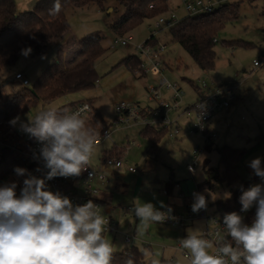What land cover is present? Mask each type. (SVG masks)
I'll use <instances>...</instances> for the list:
<instances>
[{
  "label": "rangeland",
  "instance_id": "obj_1",
  "mask_svg": "<svg viewBox=\"0 0 264 264\" xmlns=\"http://www.w3.org/2000/svg\"><path fill=\"white\" fill-rule=\"evenodd\" d=\"M224 4L238 5V13L228 18L216 34L217 59L214 68L210 70L201 69L194 62L183 46L172 38L169 27L157 28L156 18L145 20L123 36L117 35L112 31L109 22L117 15H121L124 7L116 0H108L107 12L99 10L95 3L67 10L70 32H73L75 37L81 38L90 32L100 31L102 45L106 49L95 63L100 78L94 88L97 95H94V89H91L90 96L93 98L91 100L93 106L100 111L108 124L111 137L98 144L90 162L93 167L100 168L102 150L110 149L116 144L118 147L126 148L123 157L128 164L138 167V171L132 175L127 174L128 171L124 166L101 169L105 173L110 170L115 174L111 183L108 180L110 183L108 193L112 196L111 205L116 208L114 216L119 221V232L114 235L115 243L112 242V234H105V237L116 246V249L122 250L127 245L125 235H131L135 239L128 243V246H138L144 252L145 260L149 264H153V261L161 264L163 259L173 260V264H189V258L185 256L186 251L179 241L187 236V229L203 230L207 221L199 218L186 225L151 223L145 228L132 210L127 211L124 207L133 203L135 205V203L151 202L156 208L161 209V203L150 199L149 195L151 193L161 195L167 182L174 181L175 184L178 181L177 184L181 185L187 196L188 192L198 185L208 198V213L218 217L226 200L217 199L213 202L205 189L222 195L224 192L232 194V190L242 183L247 184L245 190L255 184H264V179L255 175L249 167V161L255 157L262 158V167H264V64L259 66L254 64L264 57V1L223 0ZM110 10L111 13L107 14ZM228 10H224V15ZM173 12L177 19L188 14L179 1L170 4L169 11L164 15L165 18H169ZM154 31H156L155 37L150 42L154 44L153 50L166 44V48L160 50L159 72L149 70L146 74L136 73L125 64L119 63L130 54H139L138 46L145 44ZM120 37L130 38L128 44L123 45L121 42L116 44V39ZM74 44V40L69 36L67 43L60 49V57L66 65L67 58L77 53ZM27 49L31 48L24 50ZM53 51L54 47L38 56L33 54L31 49L27 55L21 53L15 64L1 68L0 86L3 92L16 93L22 92L21 90L25 88L31 89L32 83L39 76L42 64L45 68L56 58ZM150 65L151 63L146 60L145 67ZM139 67L140 65L135 69ZM18 71L25 72L31 82L29 86H24L21 81L14 79ZM164 79L179 87L182 98L179 107L171 110L168 115H165V110L162 109L160 114L162 118L159 119V116L152 114V111L159 108L160 101L173 104L172 89L168 88L167 84H161ZM227 86L233 87L239 98L228 108L215 111L207 121L206 131L196 130V123L199 120L196 105L200 103L201 95ZM155 94L158 96L155 97ZM87 98L89 97L80 91L69 93L51 102L39 101L28 105L10 120L19 116L20 120L15 125L9 121L0 129V149L3 145L19 139L27 140L30 135L23 132L20 125L22 122L26 123L28 117H33L38 111L49 107L58 109ZM123 101L139 109H146L149 115L140 114L137 119L132 117L129 123L118 122L115 119L117 115L115 107ZM129 117L128 115L127 118ZM144 119L146 122L154 120L157 126H161L162 123H159L164 120L171 123L156 154L152 151L151 141L142 134ZM97 126L99 127L100 124ZM176 129L179 130L178 133H175ZM209 135L214 136L208 142L206 136ZM133 140H135L134 144ZM223 146L244 152L243 160L237 169L240 178L230 185L223 179L224 169L219 165L220 155L217 148ZM196 149H201L202 152L198 164L194 165L193 152ZM27 169L33 172L32 169ZM117 177L119 181H115ZM17 179L20 180L17 188L19 195L23 178L16 177L13 171L0 180V185ZM77 191L82 192L83 185H80ZM171 195L183 200L175 186ZM247 213L255 214V207ZM209 251L213 252L214 248Z\"/></svg>",
  "mask_w": 264,
  "mask_h": 264
},
{
  "label": "clouds",
  "instance_id": "obj_2",
  "mask_svg": "<svg viewBox=\"0 0 264 264\" xmlns=\"http://www.w3.org/2000/svg\"><path fill=\"white\" fill-rule=\"evenodd\" d=\"M61 8V0H55L49 11L58 14ZM19 120L17 116L10 123L15 125ZM20 127L39 145L36 158L42 168L36 171L41 175L15 167L16 177L23 178L19 195V179L0 185V264H111L114 248L104 236L109 221L101 207L92 200L74 205L68 196L51 191L47 184L53 178L79 176L85 171L97 151L99 133L86 122L82 110L68 112L55 107L38 111ZM249 167L264 179L261 157L251 159ZM205 191L213 202L232 195ZM239 201L241 213L255 207V215L246 223L242 214L226 213L219 242L214 244L200 228L186 230L187 236L179 242L189 264H264V184L242 189ZM207 205L203 193H193V213ZM161 208H165L163 203ZM132 212L145 228L176 219L170 207L161 211L151 202L135 203Z\"/></svg>",
  "mask_w": 264,
  "mask_h": 264
},
{
  "label": "trees",
  "instance_id": "obj_3",
  "mask_svg": "<svg viewBox=\"0 0 264 264\" xmlns=\"http://www.w3.org/2000/svg\"><path fill=\"white\" fill-rule=\"evenodd\" d=\"M116 1L124 7V11L112 22L110 27L120 36L138 27L145 20H153L165 15L169 11L171 2V0ZM54 2L55 0H39L33 9L18 12L15 0H0V69L15 64L25 48L29 47L33 54L41 56L58 40L67 35L70 30L68 9H77L95 3L102 10H106L108 0H61V11L58 14H51L49 10L53 7ZM225 9H229L226 15H224ZM237 9L238 5L236 4L229 6L222 3L211 12L199 15L186 14L170 27L172 38L183 46L201 69H213L217 59L215 50L217 41H214L216 34L228 18L238 13ZM153 37L151 35L146 43L151 42ZM78 44L81 57L78 62L71 66L66 65L58 54L32 83L31 89L25 88L21 90L22 92L5 94L0 86V129L12 117L32 103L51 102L69 93L87 91L96 87L100 78L95 63L106 50L102 45L101 32L93 31L82 36ZM141 62L139 54H130L119 63L125 64L127 68L134 71ZM92 99L89 97L86 100L92 103ZM77 103V101L72 102L58 110L69 111ZM96 112L95 125H102L101 130L109 129L101 113ZM168 131V126L162 128L152 125L144 126L142 134L151 141L154 154L159 150L158 146ZM32 139L33 137L29 136L27 140L19 139L16 142L3 145L0 149V180L9 172H14L15 167H32L28 166L22 157ZM19 141L22 143L20 144ZM125 149V147H118L115 144L110 149L102 150L101 160L107 157H123ZM217 149L220 155L219 165L224 169L223 179L230 185L240 178L237 169L243 160L244 152L229 146ZM177 183L178 181L175 184L171 181L166 183L165 190L168 195L172 194ZM246 186L247 184L242 183L232 190L231 198L222 204L226 211H237L242 208L239 197L242 194V189L245 190ZM254 215L250 214L248 220H252ZM128 260H131L132 264H149L145 260L144 252L136 245L128 246L122 250H114L111 264H126ZM161 264H173V260L163 259Z\"/></svg>",
  "mask_w": 264,
  "mask_h": 264
},
{
  "label": "built area",
  "instance_id": "obj_4",
  "mask_svg": "<svg viewBox=\"0 0 264 264\" xmlns=\"http://www.w3.org/2000/svg\"><path fill=\"white\" fill-rule=\"evenodd\" d=\"M180 2L184 5L185 10L188 12L189 15H199L201 13L211 12L217 7H219L223 0H180ZM176 14L173 12L169 18H165L164 15H161L157 18L156 21V27H171L173 26L177 21ZM156 31L153 32V36L155 37ZM130 39V38H129ZM129 39L120 37L116 39V44L120 43L123 45H127L129 42ZM214 41H218L215 37ZM154 44H150V42L139 45L138 51L140 54V57L142 59V62L140 63V67L136 70H134L136 73H148L149 70H155L157 72L160 71L159 65H160V50L166 48V44L162 45L161 48L153 50ZM149 61L151 65L149 67H145V61ZM256 66H259L261 64H264V57L261 61H255L254 63ZM15 80H19L22 82L24 86H29L31 84L28 77L23 72H17L14 76ZM161 84H167L168 88L172 89L173 91V104L169 102L160 101V106L157 110L152 111V114L158 115L159 119L162 118L160 114H162V109L165 110V115L169 113L171 110L176 109L179 107V103L182 98V94L179 90V87L176 85H172L169 83L166 79L161 81ZM206 86V85H205ZM204 86V87H205ZM201 90V89H200ZM158 94H155V97H157ZM238 99V94L235 92L234 88L231 86L227 87H221L217 88L215 91L211 93H206L201 95L200 103L196 105L197 110L199 111V120L198 123H196V130L206 131L207 127V121L210 119V117L214 114L215 111L220 110L222 108H228ZM116 112H117V121L122 123H129L130 119L133 117L137 119L140 114H143V116L149 115V113L145 110L139 109L131 104H128L127 102H120L116 105ZM78 110H82V116L85 118L86 122L96 129V131L99 133V143H102L106 139H109L111 137V131L109 129H98V126H96V119H97V112L93 104L87 100H82L78 102L71 110L68 112H75ZM130 116L127 118V116ZM168 115V114H167ZM162 123V124H161ZM143 124L146 125H152L156 128H162L164 126H169L171 124L168 120L160 121L159 124L161 126L155 125V121L152 122H146V120H143ZM179 130L176 129L175 133H178ZM214 135L208 136V142L211 141ZM207 137V136H206ZM21 144L22 141H19ZM133 144L135 142H132ZM39 145L37 144L36 140L33 138L30 145L25 149V152L22 154L24 161L29 166L32 167H26L33 170V174L35 175H41L40 172H37L36 169L38 167L42 168V162L39 161L36 158V155L38 153ZM202 152L201 149L194 150V165L198 164L200 153ZM101 167L95 168L92 166L91 162L89 167L83 171L79 176H73V177H56L53 178L50 181H47V184L49 186V189L53 192H59L61 195L68 196L74 205H82L86 203L88 200H92L94 203L99 205L102 209V214L106 216V219H108L109 223L107 225V229L104 232L105 234H112L116 235L118 230V224L117 222L110 216L108 213L104 211L103 203L99 199L98 195L100 193L99 187L101 185H104L108 182L109 176L101 169H107L110 167H116L121 168V166H124L125 169L130 173H136L138 171V167L136 165L128 164L127 160L124 157H107L103 160H100ZM83 185V191L78 192L77 188ZM176 187L180 189V184H176ZM249 188V187H248ZM247 188V189H248ZM166 192V191H165ZM182 192V191H181ZM202 193L200 187L197 185L191 192H190V199L192 202L188 203L186 202V209L183 211L175 210L173 208L171 215L175 217L176 219H167L163 223L165 224H173V225H186L196 219L203 218L207 221L206 227L203 229L206 234V238L212 240L215 243L219 242L221 236L223 235V216L226 213H230L233 211H226L224 208H222V211L218 217L214 216L212 213H208L207 208L204 210L199 211L198 213H193L191 210V205L193 203V193ZM181 196H185L184 194H181ZM207 197V196H206ZM209 204V203H208ZM208 206V205H207ZM128 210H132L133 206H128ZM159 209V208H157ZM161 211H167V208H161ZM235 212H238L242 214L245 218L246 223H250L251 220H248L250 214L249 213H241V209L237 210ZM132 236L126 234L125 235V241L127 243L132 242ZM215 250V249H214ZM186 257H188L185 254Z\"/></svg>",
  "mask_w": 264,
  "mask_h": 264
},
{
  "label": "crops",
  "instance_id": "obj_5",
  "mask_svg": "<svg viewBox=\"0 0 264 264\" xmlns=\"http://www.w3.org/2000/svg\"><path fill=\"white\" fill-rule=\"evenodd\" d=\"M39 0H17V2H16V4H17V9H18V12H24V11H27V10H31V9H33L34 8V6L36 5V3L38 2ZM173 1H179L180 2V0H171V2H170V4H172L173 3ZM101 8H99V10H100ZM102 10V9H101ZM106 12H107V9L105 10ZM111 13V10L110 11H108V13L107 14H110ZM185 16V15H184ZM118 17V15L116 16V17H114L110 22H109V25L111 26V24H112V22L116 19ZM76 31V30H75ZM69 36H70V38L72 37V39L74 40V42H75V44H74V46L76 47H74L76 50V52L77 53H74L72 56H70V57H68L67 58V63H68V65L69 66H71V65H73L74 63H76V62H78L80 59H81V57L79 56V54H80V47H79V44H78V41L80 40V38H77V37H75V34L73 33V32H70V30L68 31V33H67V35H65L62 39H60V40H58L57 42H56V44L53 46L54 47V51H53V54H55L56 56L61 52L60 51V49L63 47V45H65L66 43H67V39L69 38ZM78 48V49H77ZM51 49V48H50ZM43 65L44 64H42V66L40 67V72H39V74L43 71V69H44V67H43ZM18 72H23V71H18ZM24 74H25V72H23ZM100 80V79H99ZM82 92H84L88 97H91L90 96V94H91V92H90V90H88V91H82ZM94 95H97L96 94V92H95V89H94ZM239 98V97H238ZM95 109H96V111H99L96 107H95ZM100 112V111H99ZM107 124V123H106ZM108 125V124H107ZM101 125L98 127V129H101ZM107 140V139H106ZM133 142H135V140H133ZM106 173H107V175L109 176V182L111 181V179L114 177V172L113 171H110V170H107L106 171ZM127 174H129V175H132V173H130V172H127ZM115 181H119V179H118V177L115 179ZM106 183V184H104V185H101L100 187H99V190H100V193H99V195H98V197L100 198V200L102 201V203H103V207H104V211L106 212V213H108L110 216H112V218L114 219V220H117L116 218H115V214L114 213H116V208L114 207V206H112L111 205V195L108 193L109 191H108V189H109V186H108V184H110V183ZM171 182H174V181H171ZM118 183V182H117ZM176 183V182H175ZM116 184V183H115ZM117 185V184H116ZM196 187V186H195ZM175 188L177 189V192H178V195L179 196H181V194H184L185 196L183 197V200H179L178 198H175V197H173L172 195H168L165 191V189H163V192L161 193V195H157V194H155V193H151L149 196H151L150 197V199H155V200H158V202H159V204L160 203H164V205H165V208H168V207H170V208H173V209H175V210H180V211H183V210H185L186 209V205H185V203L186 202H188V203H190V202H192V198L191 197H189L190 196V192H188V196L185 194V192L182 190V187H181V185H180V189L178 188V187H176L175 186ZM123 189H125V187H123ZM182 191V192H181ZM191 198V199H190ZM161 205V204H160ZM129 206H134V203H133V205H129ZM128 207V206H127ZM127 207H124L125 208V210H127V211H129L128 209H127ZM123 208V209H124ZM117 224H119V221L117 220ZM118 229H119V227H118ZM129 235V234H128ZM131 236V235H130ZM124 239H125V237H124ZM135 238L133 237L132 238V241L134 240ZM112 242H113V244L115 243V236L113 235V237H112ZM126 242V241H125ZM126 244L127 245H125L124 246V248H126V247H128V243L126 242ZM113 248H114V250H118V249H116V246L115 245H113ZM123 248V249H124Z\"/></svg>",
  "mask_w": 264,
  "mask_h": 264
}]
</instances>
